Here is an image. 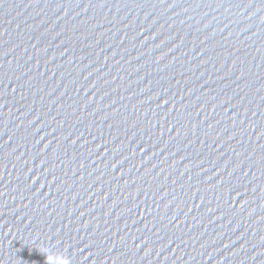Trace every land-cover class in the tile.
<instances>
[{"label":"water","instance_id":"obj_1","mask_svg":"<svg viewBox=\"0 0 264 264\" xmlns=\"http://www.w3.org/2000/svg\"><path fill=\"white\" fill-rule=\"evenodd\" d=\"M264 264V0H0V264Z\"/></svg>","mask_w":264,"mask_h":264},{"label":"clouds","instance_id":"obj_2","mask_svg":"<svg viewBox=\"0 0 264 264\" xmlns=\"http://www.w3.org/2000/svg\"><path fill=\"white\" fill-rule=\"evenodd\" d=\"M64 264H69V262L65 260V261H64Z\"/></svg>","mask_w":264,"mask_h":264}]
</instances>
